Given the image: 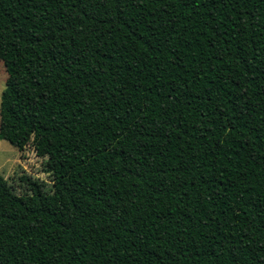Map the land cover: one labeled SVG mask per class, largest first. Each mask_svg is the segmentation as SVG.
Here are the masks:
<instances>
[{"label": "trees", "instance_id": "obj_1", "mask_svg": "<svg viewBox=\"0 0 264 264\" xmlns=\"http://www.w3.org/2000/svg\"><path fill=\"white\" fill-rule=\"evenodd\" d=\"M0 264H264V0H0Z\"/></svg>", "mask_w": 264, "mask_h": 264}, {"label": "rangeland", "instance_id": "obj_2", "mask_svg": "<svg viewBox=\"0 0 264 264\" xmlns=\"http://www.w3.org/2000/svg\"><path fill=\"white\" fill-rule=\"evenodd\" d=\"M7 79L8 74L0 56V108L1 96L6 87ZM46 161L47 157L38 156L32 145H28L24 150L20 151L8 141H0V175L9 184L15 186L18 192L22 191V183L20 181L22 175H31L34 178L45 181L47 190L50 191L52 189V176L44 169Z\"/></svg>", "mask_w": 264, "mask_h": 264}]
</instances>
